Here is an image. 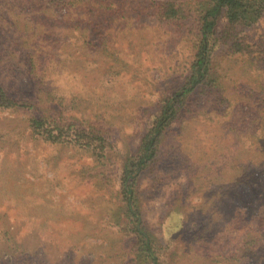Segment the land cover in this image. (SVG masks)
Returning <instances> with one entry per match:
<instances>
[{"label":"rangeland","instance_id":"rangeland-1","mask_svg":"<svg viewBox=\"0 0 264 264\" xmlns=\"http://www.w3.org/2000/svg\"><path fill=\"white\" fill-rule=\"evenodd\" d=\"M30 1L55 13L32 27L46 69L39 84L49 93L41 114L98 129L106 152L96 159L51 142L30 128L40 113L0 107V264H264V14L252 25L220 20L221 86L194 96V117L171 124L140 176L136 211L155 241L146 259L126 218L121 173L159 99L187 75L195 0H174L184 10L170 20L160 15L170 0ZM88 7L95 18L80 25L85 41L71 12ZM7 29L0 85L36 99L37 80L8 65L22 55L7 56Z\"/></svg>","mask_w":264,"mask_h":264},{"label":"trees","instance_id":"trees-1","mask_svg":"<svg viewBox=\"0 0 264 264\" xmlns=\"http://www.w3.org/2000/svg\"><path fill=\"white\" fill-rule=\"evenodd\" d=\"M43 1L47 4L51 3V0ZM91 1L98 2L100 6H104L107 0ZM170 1L172 2L163 5V7L167 6L168 9L160 8L161 17L167 20L179 16V12L184 10L176 1ZM27 2H30V5H27V3L25 5L21 0H0V33L6 32L7 28L13 29V33L8 32L4 35L8 47L12 49L7 51V56L22 55V60L17 61L14 59L8 65L9 67L18 65V68H26L32 79L37 80L35 83L38 89L35 93L37 98L33 99V97L24 94L12 96L8 89L0 85V107H23L29 108L35 113H40L37 118H33L30 121V128L34 134L46 135L45 137L51 142L57 140L56 142L74 143L89 150L96 159L103 158L106 152L105 139L98 129L96 130L89 125L82 127L75 123L65 124L59 121V117L56 119L51 118V122H48L49 116L45 113L41 114V112L48 111V108L47 110L44 108L49 93L44 91L39 84L42 80L39 73L46 71V69L42 67V61L38 60V56L35 54L33 41L36 39L37 34H35L32 27L34 25L41 26L38 24L40 21H35L38 17H52L55 13L50 8L45 9L46 11L44 12L43 9H34L31 7L34 2L30 0H27ZM54 2L59 3L63 2V0ZM14 5L16 6L13 7ZM194 6L197 12L195 19L198 27L191 47L192 54L184 82L179 88L174 89L171 94L169 93L170 95L165 93L159 99L158 111L153 115L150 127L140 141L137 155L125 160L121 173V193L126 201V218L130 219L131 230L137 240L138 248L142 250L141 252L146 259L148 256H152L151 253L152 249H155V241L153 235L143 227L136 211L135 188L140 176L149 166L156 162L158 149L161 147L171 124L180 119L185 120L186 118L194 117L198 111L197 107L193 106L194 96L200 91L209 93V90H215L221 86L220 76L217 74V66L214 63V50L219 41L217 28L220 20L224 19L229 25L235 26L241 24L252 25L264 14V0H195ZM71 13L75 17L71 22L78 24L76 26L77 35L79 38L84 36L86 41L88 36L81 35V33L87 29L83 30L80 25L85 24V22L90 24L93 22V18H95L93 8H80ZM28 14L32 15L30 17L34 20H28ZM70 15L68 11L64 14L68 18ZM241 50L243 48L239 49V51ZM41 104L43 105L41 106ZM50 125H55L58 132H53V129L49 128ZM66 126L67 128H65ZM95 133L100 135V137H97ZM152 262L155 264V261Z\"/></svg>","mask_w":264,"mask_h":264}]
</instances>
